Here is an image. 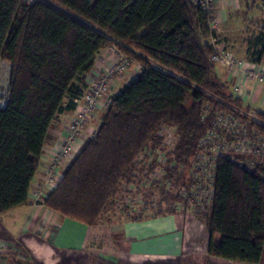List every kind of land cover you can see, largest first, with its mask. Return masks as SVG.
Masks as SVG:
<instances>
[{"label": "trees", "instance_id": "obj_1", "mask_svg": "<svg viewBox=\"0 0 264 264\" xmlns=\"http://www.w3.org/2000/svg\"><path fill=\"white\" fill-rule=\"evenodd\" d=\"M208 17L192 0H0V62L11 63L9 94L0 106V213L30 201L52 124L75 108L73 99L88 89L86 76L101 50L115 43L142 68L113 95L95 134L64 168L44 200L49 209L90 225L126 184L143 181L138 157L162 145L158 131L164 125L178 135L163 166L165 179L178 189L189 184L182 175L217 110L231 111L264 131V124L252 119L261 120L264 111L252 113L231 92L228 98L246 110L236 112L214 97L226 94L204 40ZM263 37L256 41L253 61L263 60ZM161 191L164 200L180 196L178 190ZM199 218L207 223L210 255L262 262L264 163L245 168L222 157L212 205Z\"/></svg>", "mask_w": 264, "mask_h": 264}, {"label": "built area", "instance_id": "obj_2", "mask_svg": "<svg viewBox=\"0 0 264 264\" xmlns=\"http://www.w3.org/2000/svg\"><path fill=\"white\" fill-rule=\"evenodd\" d=\"M192 1L209 14V32L206 34L205 40L212 47L211 61L221 65L227 72L229 78L227 81L232 84L234 95L245 102L253 99L255 87L259 85L264 88V62L242 59L232 51L221 47L218 31L225 13L218 7L219 0ZM129 65L130 60L125 58L122 62L105 61L102 64L98 61L95 64V68L98 70L96 78L91 81L83 94L73 99L75 108L66 110L60 116L65 127L64 138L50 156V161L45 168L44 181L40 183L33 181L32 183L29 197L33 204L44 203L50 192L58 185L63 177L64 168L76 154L79 139H87L95 134L96 129L91 124L92 119L100 111H105L111 104L113 95L120 91L111 92L110 80L126 72ZM141 68L142 66L137 63L132 70L137 71ZM262 104H264V98ZM207 115V110H205L203 118H206ZM252 119L257 123L264 124L255 116ZM158 136L162 139V145L157 150L150 148L138 157L141 160L139 168L142 172L144 171L143 181L139 183V186L126 184L124 188L125 195L122 198V205L130 213L140 211L149 215L148 207L151 205V201L144 197L149 186L151 187L155 181L161 182V179L165 182L167 191L172 185L171 180L165 179L167 171L163 169V166L168 161V151L178 138L177 131L172 126L164 125L158 131ZM222 157H227L245 168L263 164L264 131L257 126L250 127L246 120L231 111L217 110L211 127L198 141V149L189 170L187 180L189 184L181 185L178 191L176 190L180 196L174 199L173 203H167L165 200V204H168V207L174 212H182L186 209L189 219L200 221L199 213L207 206L212 205L216 167ZM156 161L159 164L150 170L151 164ZM171 165L173 166V163ZM161 204L166 206L163 202ZM146 208L147 210H145Z\"/></svg>", "mask_w": 264, "mask_h": 264}, {"label": "crops", "instance_id": "obj_3", "mask_svg": "<svg viewBox=\"0 0 264 264\" xmlns=\"http://www.w3.org/2000/svg\"><path fill=\"white\" fill-rule=\"evenodd\" d=\"M218 2V7L225 13L222 23L244 7L245 14H251L253 7L248 6V0ZM1 63L6 68L2 72V79H10L11 63L7 60H2ZM217 66L223 69L221 65ZM97 73L98 70L94 67L87 74L88 87ZM224 79H229L227 74ZM260 93L262 94L255 87L256 101L260 98ZM245 105L251 108L252 113L256 112L250 103ZM97 116L92 119L91 124ZM64 132L65 127L59 117L50 128L35 182L44 181L45 168L51 154L63 140ZM86 140L79 139L76 152ZM123 210L126 211L124 208ZM150 217L153 218L129 220L128 223L133 225L126 232L128 240L125 247L116 256L106 257L90 247L92 228L89 224L60 215L44 203L35 205L29 201L0 213V264H253L210 255L209 233L200 221L186 216L178 218L176 213ZM257 264H264V259Z\"/></svg>", "mask_w": 264, "mask_h": 264}, {"label": "rangeland", "instance_id": "obj_4", "mask_svg": "<svg viewBox=\"0 0 264 264\" xmlns=\"http://www.w3.org/2000/svg\"><path fill=\"white\" fill-rule=\"evenodd\" d=\"M248 1H249L248 6L250 5L253 6L251 14L248 15L245 14L244 9L246 7H244V9L241 8L235 13L234 16L231 17V19H228L226 22L222 23L221 28L218 31V34L220 36L221 47L232 51L236 56L242 59L253 60L251 56L255 48H257L256 41L258 40V38H260V36L262 35L264 36V0H256L254 2L253 0H248ZM262 46L263 45L261 44L260 46H258V48H261ZM123 58L130 60V65L128 66L126 72H123L110 80L109 86L112 93H114L115 91L116 92L119 91L126 83L134 79L140 73L141 69L137 71L136 70L133 71L132 69L137 65V63L140 65L143 63L138 61L137 58L125 53L124 50L122 49L121 44L118 45L116 43L102 49L97 60V62L99 61L103 64V62L105 61L122 62ZM262 61L264 62V57ZM214 65L216 66V71L220 78L218 87L220 88V91L226 94V96H221V94H215V96L213 94V96L217 100L219 99L221 100V102L227 104L230 108L231 107L234 108L236 112H240L238 110L241 111L246 110L245 107L243 106L244 104H242L241 101H238L232 97L228 98V96H230L231 93L232 94L235 93L233 92L232 84L230 83V85L227 86V82L224 79V76L227 74V72L224 70V68L219 69V67L217 66L218 64L214 63ZM4 69L6 68L3 67V64L1 63L0 64V106L1 107H4L6 105V98L8 96L9 83H10V79H8V77L2 79V72ZM95 78L96 77H93L91 80H94ZM233 82H235V80ZM256 88L257 91L262 92V94L260 93V98H258V100L256 101L253 97V99L247 100V103H250L251 107L255 111H264V104H262V100L264 98V88H262L259 85H257ZM104 114H105L104 110L100 111V113L97 116V119L92 123L94 129L99 128V126L103 121ZM262 119L264 120V117H262ZM188 176H189V171L188 173L184 172V174L182 175V180H188ZM153 179L155 178L153 177ZM149 180L152 179L149 178ZM160 181L161 182L159 183L160 185L159 187L156 188L151 185V187L149 186L148 190L145 189L147 190L145 193H148V196H146V198L144 197V199L151 201V205L148 207L149 216H144L143 213L140 211L133 213L124 211L122 207L123 206L122 198L123 195H125V193L123 194L118 193L114 195L109 200V202L106 203V205L104 206L102 211L98 214L96 219L90 223L92 231L90 234L89 244L92 250L99 252L106 257H114L126 245V242L128 240V238L126 237V232L133 225L131 223H128L129 220L142 219V217H145V219H150L153 218L150 216L172 213L170 211V207H168V204H165V202L167 201V203H171V202L173 203L174 201L173 199L172 200L167 199L166 201L164 200L166 198H163L161 189L162 188L166 189V183L163 182L161 179ZM170 190L174 192L178 190V187L172 184L170 186ZM168 195L169 193H167V198ZM162 202L167 207L161 204ZM119 208L122 209L120 210ZM176 215L177 217L180 218H183L184 216L188 218V213L187 211L184 210L182 212L181 211L176 212ZM199 220L202 222V224L200 222L199 224H201L203 228H205L206 230L207 223L205 219L204 220L199 219Z\"/></svg>", "mask_w": 264, "mask_h": 264}]
</instances>
